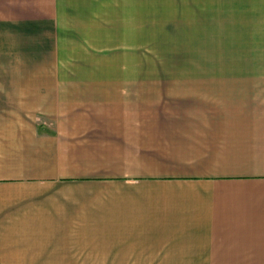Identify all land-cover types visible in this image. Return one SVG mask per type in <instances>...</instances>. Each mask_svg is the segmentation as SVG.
<instances>
[{
  "label": "crops",
  "instance_id": "obj_1",
  "mask_svg": "<svg viewBox=\"0 0 264 264\" xmlns=\"http://www.w3.org/2000/svg\"><path fill=\"white\" fill-rule=\"evenodd\" d=\"M160 4L150 77L133 0H0V264H264V0Z\"/></svg>",
  "mask_w": 264,
  "mask_h": 264
},
{
  "label": "rangeland",
  "instance_id": "obj_2",
  "mask_svg": "<svg viewBox=\"0 0 264 264\" xmlns=\"http://www.w3.org/2000/svg\"><path fill=\"white\" fill-rule=\"evenodd\" d=\"M149 4H146V3ZM162 6L160 4V0H133V37L131 38L132 43V51H127L128 48L125 45L130 44L129 37L122 38V53L121 61H122V69L120 75H131V76H150V77H160L163 75L164 71V61H168L172 54H168L164 52V50L169 47L166 46L164 48V36L165 28L170 23L171 28H176L178 22H165L161 19L162 17ZM223 22H218V25H221ZM165 24H167L165 26ZM198 24H203L209 30V26L211 22H198ZM213 24V22H212ZM114 38H106V47H112ZM116 43L115 45H118ZM167 45V44H166ZM104 56L107 58L112 56L111 53L103 52ZM90 61L97 56V54H93L91 51L88 52ZM102 55V54H101ZM193 55V54H192ZM200 56H205V58L209 59L211 57L210 54H198ZM217 55L218 61L220 60H235L240 57V54H214ZM253 55L250 54V60H253ZM73 56L79 58L81 56L80 53L75 51L73 52ZM119 54H116L118 57ZM215 57V56H214ZM204 58V59H205ZM98 60V59H95ZM76 63V61H75ZM16 62H11V67L9 72L10 75H18V69L15 67ZM110 64V63H109ZM110 70V69H109ZM23 73L26 71L21 70ZM48 70L43 69L42 72L46 73ZM60 71V70H58ZM73 75H87L92 74L93 72L97 73V69H89L88 71H84L82 69L73 68L71 69ZM112 71V70H111ZM56 70H49L48 73H54ZM116 75H119L118 71H115ZM22 73V74H23ZM107 75L108 72H107ZM113 75V73H112Z\"/></svg>",
  "mask_w": 264,
  "mask_h": 264
}]
</instances>
